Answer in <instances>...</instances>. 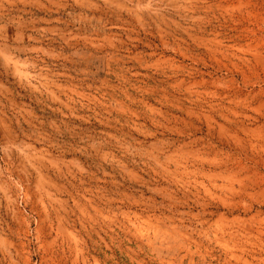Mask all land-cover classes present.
<instances>
[{"label": "rangeland", "instance_id": "obj_1", "mask_svg": "<svg viewBox=\"0 0 264 264\" xmlns=\"http://www.w3.org/2000/svg\"><path fill=\"white\" fill-rule=\"evenodd\" d=\"M0 264H264V0H0Z\"/></svg>", "mask_w": 264, "mask_h": 264}]
</instances>
